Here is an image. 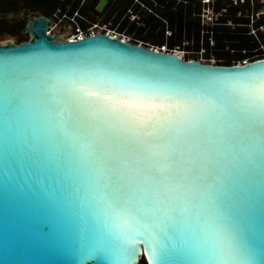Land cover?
<instances>
[{
  "label": "water",
  "instance_id": "1",
  "mask_svg": "<svg viewBox=\"0 0 264 264\" xmlns=\"http://www.w3.org/2000/svg\"><path fill=\"white\" fill-rule=\"evenodd\" d=\"M106 3L98 0L94 10L100 13ZM51 24L33 14L26 19V41L1 35L0 264H141V258L145 264H221L191 254L216 246L211 210L200 208L198 222L197 209L177 213L167 233L130 219L127 206L110 198L86 142L62 130V116L72 89L90 90L92 83L230 93L245 73L264 66V57L228 65L185 60L100 32L64 40L61 30L47 32ZM59 28L72 30L67 22ZM127 100L143 102L137 96ZM215 215L238 246L228 264H247L249 258L264 264L259 176L233 177Z\"/></svg>",
  "mask_w": 264,
  "mask_h": 264
},
{
  "label": "snow or ice",
  "instance_id": "2",
  "mask_svg": "<svg viewBox=\"0 0 264 264\" xmlns=\"http://www.w3.org/2000/svg\"><path fill=\"white\" fill-rule=\"evenodd\" d=\"M232 87L204 94L92 83L72 89L62 116V130L86 142L110 198L127 206L130 219L167 233L177 213L197 209L198 222L200 208L211 210L216 246L191 254L221 264L238 246L215 215L220 196L242 173L258 175L264 188V66ZM129 96L143 102L129 104ZM14 107L9 96L7 108Z\"/></svg>",
  "mask_w": 264,
  "mask_h": 264
},
{
  "label": "trees",
  "instance_id": "3",
  "mask_svg": "<svg viewBox=\"0 0 264 264\" xmlns=\"http://www.w3.org/2000/svg\"><path fill=\"white\" fill-rule=\"evenodd\" d=\"M149 6L154 3L153 10L156 15L147 12L145 8H134L136 15H141L143 25H137L129 21L127 17L121 20L123 12L130 7L131 0H108L107 6L102 13H97L94 8L98 0H87L79 6L80 0H11L8 3L6 11H19L21 9L29 12H38L44 16H51L56 8L64 9L71 3L68 14L71 15L78 10L79 15L93 20H100L106 23L111 16V25H107L108 30L117 31L130 37V42L153 47L165 45L169 50L177 47L184 51L185 60L197 58L200 50L201 57L208 60L215 58V64H231L233 62L250 61L256 58L264 57V14L255 16L254 13H241L236 16L234 11L221 16L217 22L210 25H201L199 12L204 4L200 0H184L183 6H177L176 0H158L146 1ZM222 4L219 1L215 3L214 10H218ZM137 9V10H136ZM104 15V16H103ZM128 14L126 13L125 16ZM136 17V16H135ZM182 17V18H181ZM230 19L232 25L226 24ZM121 20V21H120ZM166 20L167 23H163ZM81 26L84 22L77 18ZM119 22V23H118ZM26 20L18 21L13 24H5V30L1 28L0 21V40L1 33L4 31L11 37H15L16 43L27 40L24 32ZM235 26L234 28H231ZM249 26V27H248ZM262 27L263 30H260ZM249 28L253 33H249ZM168 33V34H167ZM185 42V44H184ZM213 43L211 46L209 43ZM226 48V50H224ZM141 264H145L140 259Z\"/></svg>",
  "mask_w": 264,
  "mask_h": 264
},
{
  "label": "built area",
  "instance_id": "4",
  "mask_svg": "<svg viewBox=\"0 0 264 264\" xmlns=\"http://www.w3.org/2000/svg\"><path fill=\"white\" fill-rule=\"evenodd\" d=\"M87 0H80L79 6L83 5ZM219 1L220 8L218 10H214L215 3ZM257 3H263V0H256ZM201 4H204V6L201 8L199 12V19L201 25H210L214 24L219 20L221 16L226 15L230 8L232 6H246V8H252L254 5V0H200ZM71 7V3L67 4L64 9L58 7L55 9V11L52 13V18L56 20V25L60 26L62 22H67L70 27L71 31L68 32L66 35H64V40H78L83 36L93 35L96 32L100 33H106L110 36H117L111 33L107 26L104 23H101L100 20L96 19H90L85 16L79 15V11H74L71 15L68 14V11ZM234 11L236 16H240L242 13V10H231ZM258 16L259 14L256 12L255 14ZM77 18L81 19L84 22V25L81 26L79 22L77 21ZM133 18V16H131ZM226 24L232 25V22L230 19H227ZM54 27L51 26L48 27L47 32L52 33ZM122 40H125L127 42H130L128 39H124V37H120ZM141 44V43H140ZM150 48L155 49L156 51H162V52H174L176 54H179L183 57V53L180 49L175 47L172 50H169L165 45L160 46H150ZM245 62V61H242Z\"/></svg>",
  "mask_w": 264,
  "mask_h": 264
},
{
  "label": "flooded vegetation",
  "instance_id": "5",
  "mask_svg": "<svg viewBox=\"0 0 264 264\" xmlns=\"http://www.w3.org/2000/svg\"><path fill=\"white\" fill-rule=\"evenodd\" d=\"M9 1L11 0H0V21H1V28L5 29L6 25L7 24H13V23H16L18 21H24L26 19H24L25 17V14L28 13L29 11H26V10H19V11H15V10H12V11H6L7 8H8V3ZM120 1V0H118ZM131 5L130 7H127V9L123 12L122 16H121V20L123 19V21L125 20V17H127L129 19L130 22L134 23V24H137V25H143V22L141 21V15H136L135 11H134V8H136L138 6V9H141L142 7L145 8L147 10V12H150L154 15L157 16V12L155 10H153V7L154 6V3H151V6H149L147 3H145L143 0H131ZM146 1H153V0H146ZM155 1V5H159V2L158 0H154ZM164 3H167L168 0H163ZM19 2L21 3L22 0H19ZM254 5L252 6L251 8V11L252 13H256L260 8H262L264 6V0H263V3H257L256 0H254ZM107 3H108V0H107ZM107 3L105 4L103 10L100 12L102 13L104 11V9L106 8L107 6ZM183 3H184V0H176V4L177 6L181 5L183 6ZM246 6H243V10H242V13L245 9ZM137 10V9H136ZM156 12V13H155ZM98 13V12H97ZM126 13L128 14L127 16ZM31 14L33 15H41L40 13L38 12H31ZM245 14V13H243ZM264 14V13H263ZM44 16V15H43ZM104 16V15H103ZM131 16H133V18H131ZM136 16V17H135ZM47 17L48 19L52 20V24L49 25L48 27H54L53 31L52 32H55L56 30H61L63 32V35H66L68 33V28L64 29V28H59V26L56 25V20L54 18H52V15L51 16H45ZM111 18H113V16L110 17V19L104 23L106 26L108 25H111ZM182 18V17H181ZM120 20V21H121ZM163 23H167V21L165 20H162ZM119 23V22H118ZM6 24V25H5ZM235 26H232L231 28H234ZM249 27V26H248ZM250 29L249 28V33H250ZM260 30H263L262 27H259ZM25 30V29H24ZM25 32V31H24ZM213 43H211L212 45ZM210 45V46H211ZM226 50V48L224 49Z\"/></svg>",
  "mask_w": 264,
  "mask_h": 264
},
{
  "label": "rangeland",
  "instance_id": "6",
  "mask_svg": "<svg viewBox=\"0 0 264 264\" xmlns=\"http://www.w3.org/2000/svg\"><path fill=\"white\" fill-rule=\"evenodd\" d=\"M246 10H244L243 11V13H252V11H251V8H245ZM243 10V9H242ZM254 14H256L255 12H254ZM30 15H32L31 14V12H28V13H26L25 14V17H24V19H27L28 18V16H30ZM256 16V15H255ZM3 30H5L4 28H3ZM111 33H113L114 35H117V36H120V37H124V39H130V37L129 36H126V35H123V34H121V33H118L117 31H113V30H109ZM254 32V30L253 29H250V33H253ZM168 34V33H167ZM1 35H8L5 31L3 32V33H1ZM8 36H10V35H8ZM130 41V40H129ZM14 42H16V39H15V41ZM142 44V42L141 41H139L138 42V44ZM184 44H185V42H184ZM209 45H211V42L209 43ZM150 46H152L151 44H149V46H147V47H150ZM182 51V53L184 54V51L183 50H181ZM201 52H202V50H200V52H199V54H198V56H197V58H199V59H201L202 61H205V62H210V63H213V64H215V58L214 57H210L208 60H205V59H203L202 57H201ZM144 261V260H143Z\"/></svg>",
  "mask_w": 264,
  "mask_h": 264
},
{
  "label": "clouds",
  "instance_id": "7",
  "mask_svg": "<svg viewBox=\"0 0 264 264\" xmlns=\"http://www.w3.org/2000/svg\"><path fill=\"white\" fill-rule=\"evenodd\" d=\"M241 62V61H240Z\"/></svg>",
  "mask_w": 264,
  "mask_h": 264
}]
</instances>
